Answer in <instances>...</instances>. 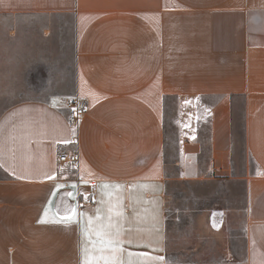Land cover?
Wrapping results in <instances>:
<instances>
[{"label":"crops","instance_id":"crops-1","mask_svg":"<svg viewBox=\"0 0 264 264\" xmlns=\"http://www.w3.org/2000/svg\"><path fill=\"white\" fill-rule=\"evenodd\" d=\"M4 16L16 34L18 17H43L41 37L72 44L74 61L72 84L0 110V264H82V248L94 264H264V0H0ZM75 95L89 106L76 127ZM181 182L221 186L187 210L241 225L231 254L167 255V188Z\"/></svg>","mask_w":264,"mask_h":264},{"label":"rangeland","instance_id":"rangeland-1","mask_svg":"<svg viewBox=\"0 0 264 264\" xmlns=\"http://www.w3.org/2000/svg\"><path fill=\"white\" fill-rule=\"evenodd\" d=\"M17 20L19 31L16 34L8 31L12 24L10 16L0 19V110L24 98H45L51 92L64 89L66 85L73 83L72 44L62 43L60 37H56L52 43L42 38L41 31L45 20L41 16H21ZM168 104L170 134L166 156L173 160L177 156L178 138L175 130L178 111L174 98H170ZM200 112L203 113L202 110ZM240 118L239 115V121ZM208 128V123L203 122L199 126L201 135H208ZM237 137L242 144L241 124ZM213 187L221 186H209L199 182L169 184L167 255L170 258L216 259L231 254L228 242L240 240L241 225L234 229L224 228L222 211L211 216L208 211L187 210L192 200L199 201L198 196ZM206 202L208 199L204 198L202 206L208 207ZM242 215L243 213L236 218L234 216V221L241 223Z\"/></svg>","mask_w":264,"mask_h":264},{"label":"built area","instance_id":"built-area-1","mask_svg":"<svg viewBox=\"0 0 264 264\" xmlns=\"http://www.w3.org/2000/svg\"><path fill=\"white\" fill-rule=\"evenodd\" d=\"M65 106L69 112V123H71L75 127L79 125V122L85 116L89 109L87 101L78 95L69 97L66 100ZM79 161L80 158L78 157L77 152H63L59 155V162L62 164H66L73 170H76L78 168ZM94 199V194H91V200L93 201Z\"/></svg>","mask_w":264,"mask_h":264},{"label":"snow or ice","instance_id":"snow-or-ice-1","mask_svg":"<svg viewBox=\"0 0 264 264\" xmlns=\"http://www.w3.org/2000/svg\"><path fill=\"white\" fill-rule=\"evenodd\" d=\"M105 187H107V185H105ZM69 195H71V193H69ZM45 215H47V210L45 211ZM75 215H77L75 208H72L71 210H66V212L63 214L61 219L58 220V221H55V222L63 223V224H66V225H70L73 222V217ZM89 219L91 220V218H89ZM40 222L44 223L46 221L42 219ZM96 243L101 245V250H102L103 246L107 243L105 241V239L103 238V234L100 233V232L97 233V241H96ZM81 252H82V264H94V260L92 258H88L85 255L88 252V249L82 248ZM100 259H103V256H101Z\"/></svg>","mask_w":264,"mask_h":264}]
</instances>
